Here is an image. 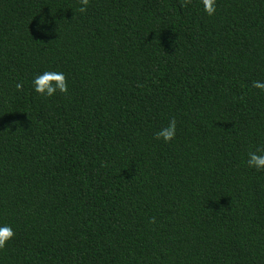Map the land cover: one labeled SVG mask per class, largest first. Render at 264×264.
Listing matches in <instances>:
<instances>
[{
    "label": "trees",
    "instance_id": "1",
    "mask_svg": "<svg viewBox=\"0 0 264 264\" xmlns=\"http://www.w3.org/2000/svg\"><path fill=\"white\" fill-rule=\"evenodd\" d=\"M81 7L0 0V264H264V0Z\"/></svg>",
    "mask_w": 264,
    "mask_h": 264
},
{
    "label": "clouds",
    "instance_id": "2",
    "mask_svg": "<svg viewBox=\"0 0 264 264\" xmlns=\"http://www.w3.org/2000/svg\"><path fill=\"white\" fill-rule=\"evenodd\" d=\"M89 0H81L82 7L81 12L86 11ZM204 11L213 16L216 13L217 0H202ZM53 82H55L53 84ZM33 89L36 93L45 96L52 97L57 92L66 94L68 92V84L63 72L46 71L43 74L37 75L32 80ZM254 88L264 91V82L254 81ZM17 91L23 89L22 83L15 85ZM177 135V121L175 118H171L166 127L160 129L155 134V139L163 140L165 143H169L176 138ZM247 165L257 171L264 170V154L259 151H250L248 153ZM15 236V231L12 226L4 225L0 226V249H3Z\"/></svg>",
    "mask_w": 264,
    "mask_h": 264
}]
</instances>
